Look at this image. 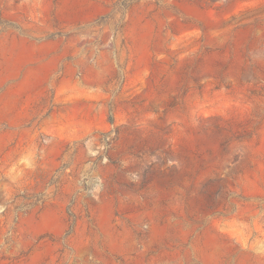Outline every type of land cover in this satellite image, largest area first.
I'll return each instance as SVG.
<instances>
[{
    "label": "rangeland",
    "instance_id": "1",
    "mask_svg": "<svg viewBox=\"0 0 264 264\" xmlns=\"http://www.w3.org/2000/svg\"><path fill=\"white\" fill-rule=\"evenodd\" d=\"M0 264H264V0H0Z\"/></svg>",
    "mask_w": 264,
    "mask_h": 264
}]
</instances>
